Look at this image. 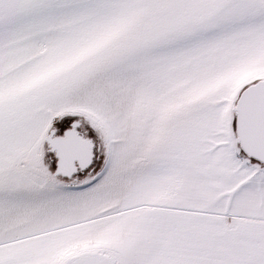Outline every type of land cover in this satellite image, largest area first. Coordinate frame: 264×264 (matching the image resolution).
<instances>
[{"label": "snow or ice", "instance_id": "1", "mask_svg": "<svg viewBox=\"0 0 264 264\" xmlns=\"http://www.w3.org/2000/svg\"><path fill=\"white\" fill-rule=\"evenodd\" d=\"M0 264H264V0H0Z\"/></svg>", "mask_w": 264, "mask_h": 264}]
</instances>
